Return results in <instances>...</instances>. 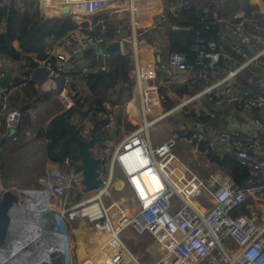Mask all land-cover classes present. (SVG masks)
<instances>
[{
    "label": "built area",
    "instance_id": "obj_1",
    "mask_svg": "<svg viewBox=\"0 0 264 264\" xmlns=\"http://www.w3.org/2000/svg\"><path fill=\"white\" fill-rule=\"evenodd\" d=\"M53 1L85 18L102 16L114 10L111 15L100 18L96 25L83 21L69 30L62 37L67 51H53L37 73L41 81L39 89L56 93L65 110L79 102L88 113L93 111L87 98L78 92L70 94L69 81L63 78L70 61L68 51L76 56L93 50L94 61L84 64L83 73L94 68L108 70L107 54L102 53V48L118 39L125 53L124 42L132 38L121 37L120 29L111 32L112 15L125 21L131 30H139L148 26L154 15L169 19L178 11L176 5H172L169 12L163 9L164 0ZM180 1L187 3L186 0ZM0 3L5 5L7 0H0ZM86 22L87 26L84 25ZM171 28L173 31L193 30L191 26L177 24ZM203 28L204 33L211 29L209 25ZM254 28L264 33L262 24L256 22ZM204 33L199 31L185 52L172 51L165 61L135 68L142 123L133 130L118 129L119 144L112 152L106 149L99 156L102 159V182L97 190L85 191L82 173L70 157L58 163L62 167L59 180L42 177L45 196L36 201L43 206L41 212L53 214L46 232L44 255L41 256L45 264H74L73 233L82 228L107 235V240L97 245L95 255L90 253L87 257L91 264L99 255V264H144L124 240V232L128 229L141 236H151L152 247L158 251L151 264H264V217L257 211L251 215L236 214L255 189L233 182L228 184V177L223 173L211 175L208 179L199 178L180 160L176 136L159 143L153 140L151 130L158 122L171 116H191L188 129L198 145L205 143L209 151L217 154L228 150L242 164L251 167L255 176H264V138L258 132L230 125L210 137V119L216 116L221 106H238L247 116L264 113V76L263 79H252L247 87H241L237 81L239 74L246 69L253 68L256 75H264V47L258 45L261 37L254 36V53L251 54L245 46L242 24L229 27L224 39L233 53H227L216 37ZM223 61L235 67L194 95L185 96L174 107L156 113L161 95L159 87L151 82L158 78L159 71L169 75L170 84L182 81L188 73H196L197 79L204 82L217 74ZM8 63L6 56L0 57V82L8 74ZM26 86V81L20 84L11 81L5 89L0 87V114L6 116V131L15 133L21 119L20 111L11 108L9 98L14 90ZM195 103L196 113L192 114L191 107ZM251 118L257 130L264 129L263 117ZM106 120L101 129H115L116 116L109 114ZM4 128L0 124V160L4 151ZM77 131L84 139L91 136L89 128L80 127ZM114 138L110 139L111 146L117 141ZM31 141L44 148L50 140L34 134ZM142 171L154 174L162 184L161 188L146 195L138 191L135 178ZM70 193L78 197L70 201ZM210 201L213 203L211 207ZM38 217L39 222L44 218L43 215Z\"/></svg>",
    "mask_w": 264,
    "mask_h": 264
},
{
    "label": "crops",
    "instance_id": "obj_2",
    "mask_svg": "<svg viewBox=\"0 0 264 264\" xmlns=\"http://www.w3.org/2000/svg\"><path fill=\"white\" fill-rule=\"evenodd\" d=\"M239 3L241 4V7L237 10L234 18H236L238 21L236 23H233L232 20H224L221 19L219 16V12L217 10H214L211 13L210 8L214 6L215 4L219 3L221 7H225L227 4L226 0H219V1H212V2H207V1H202V12H205L210 16L211 19L214 21H219L221 24H223L222 28L217 32V34L214 35L220 43H222L225 52L227 53H233L232 48L228 41L224 39V34L228 31V28L236 27L239 24H242V29L244 32V38L246 40L245 46L249 50V52L252 54L254 53V50L252 48V45L255 43L254 36L259 35L261 37L260 45L261 47H264V33L256 30L254 28V23L256 21H250L248 18V12L247 9L245 8L246 6L249 9H252L253 11L257 12L258 14L262 15L264 17V0H238ZM14 2L16 7L21 8L23 10H27L30 12H37L39 11L46 20L49 21H56L60 20L62 13L66 9L68 13V16H71L73 20V16L75 15L76 17L79 15H76L73 12H70L69 7H63L61 5L57 6V2L53 0H41L40 2L38 1H33V0H7V3H12ZM165 5H163V9H166L167 12H169V9L172 5H176L178 8V11L176 14L170 15L169 19H165L160 15H154L150 20V24L146 26L145 28L139 29V30H131L129 27H127L125 21H119L115 16L112 15L111 17V32H116L117 29L121 30V37H126V36H132L131 39L128 41L124 42V51L125 53H122L120 55L117 54H107L106 59H107V66L108 70L105 71H110L112 70L113 67V62L115 60V57H122L124 60L128 62V77L129 79L133 82V90H132V96L128 103L123 107L121 112L123 113V120L120 122L119 117H120V112H118V106L111 107L110 105L106 104V113L101 112L95 114L89 113L87 116H82L81 113H76L73 115L71 122L73 123L74 127L78 130L79 127H86L91 129L92 131L95 129L96 134L99 137H104V140L101 142H98L96 144V147L94 148V154L99 157L104 150H109L113 151L114 146L119 144V137L117 135V130L124 128L128 130H133L137 128L141 123H142V113L140 111V99H139V91H138V82L136 78V73H135V68L138 66H145V65H152V64H158L161 61H165L167 59V56L169 52L171 51V46L173 44L172 39H171V33L172 32H178V31H173L171 28V25L175 24L173 23L172 19L173 18H182L180 8L182 5L185 3L180 0H164ZM51 3V4H50ZM186 4V3H185ZM0 5H3L0 3ZM50 5V6H49ZM57 6V7H56ZM70 9V10H69ZM114 10L111 9L108 13H105L102 16H95L91 18H85L83 17L81 20H73L76 23V26L78 23H83V21L87 22H92L94 25L98 22L100 18H103L105 16L111 15V13ZM73 14V15H72ZM78 18V17H77ZM52 19V20H51ZM84 23L85 26L88 25V23ZM178 25V24H177ZM263 25V24H262ZM180 26V25H179ZM264 26V25H263ZM183 27V26H181ZM96 29H98L96 27ZM181 31H188V30H181ZM113 41H119L118 39H113L110 42ZM63 39L62 37L56 38V37H50L48 38L46 44L36 52H31L27 54L26 56L22 57L21 60L19 61H14L11 58L7 57L6 58L9 60L8 63V68L7 71L11 72V74L14 75V78L12 79V82H15L16 84H20L24 81L27 82V86L24 88H19L17 90H14V92H23L24 90L28 89L29 87H33L36 90H39L40 86V79L37 78V73L39 70H42L43 63L48 59L49 55L53 51H67L65 46H63ZM15 46L18 47L19 44L18 42H14ZM128 45L129 49H126V46ZM185 47V45H183ZM102 53H104V47L102 48ZM70 61L73 62V67L70 69H67L68 71L65 73V77L69 81L67 84V88L69 93H74L78 92L84 95L87 99L90 100L91 98V92L87 88L86 85V77L89 73L91 72H97L101 71L100 69H92L87 73H83L81 69L84 67V64L86 62H89L86 60L84 57L79 58V54H76V56L72 55L71 51H68ZM235 66L228 63L227 61H223L220 64L219 70L217 74H213L210 76V79L204 82H201L197 79L196 73H188L183 76L182 81H178L174 84H170L169 80V75L165 72L159 71L158 73V78L155 81H152L151 83L157 85L159 87V92L161 95V103L159 107L157 108L156 113H161L165 110H168L172 107H174L176 104H178L185 96L187 95H194L197 93L201 88L207 84H211L217 79H220L221 77L225 76L228 70L233 69ZM244 72H249L251 75L247 78L248 85H250V82L252 79H258L262 78L264 75L259 74L256 75V72L254 69H246L240 74H243ZM239 74V75H240ZM264 78V77H263ZM262 78V79H263ZM238 84L240 85L242 83L241 77L238 76L237 78ZM192 82L194 84H198V89L196 91H193L191 93L188 92H183L182 94L179 93L180 89H183L186 85L192 86ZM259 86V83L257 84ZM13 92V93H14ZM12 93V94H13ZM52 91H49V96L51 97ZM87 93V94H86ZM54 94V93H53ZM53 96V95H52ZM11 98V97H10ZM10 98H9V104H10ZM49 98V97H48ZM54 101L51 100V103ZM43 103V102H42ZM39 103L36 107H34L31 110V117H32V123L34 128L36 127V124L38 123V118L40 116V108L41 105L45 103ZM46 105V104H45ZM61 105V104H60ZM11 106V104H10ZM54 107V105H53ZM62 107V105H61ZM60 106L56 108L51 109V116L45 124H49L51 119L55 117L56 115L60 114L63 110L61 109ZM12 108V107H11ZM196 108L197 104L195 103L191 107V113L195 114L196 113ZM55 109V110H54ZM58 109V111H57ZM220 110L219 112L216 113V116L212 119H210V137L211 134L217 133L221 131L223 128L227 126H238L242 127L246 130H250L252 132H258L263 138H264V129L263 130H257L254 125L251 123V117L256 118V117H263L264 118V113L261 112H255L250 116L244 115L241 112L240 107L238 106H230V105H225L221 106L218 108ZM50 111V110H49ZM114 114L116 116V126L115 129L112 130H102L101 126L107 122L106 117L109 114ZM5 114H0V124L4 128V120H5ZM101 119H104L105 122L102 123L98 129H96L95 126V121H99ZM190 120L191 116H186V117H178V116H171L167 119H164L156 124V126L152 129H158V127L165 123V124H170L171 127L170 129L173 130V128H176L179 132L178 134V141L179 145L177 149L178 156L182 163L190 168L193 172L194 170L190 167L189 163L184 161L182 158V154L184 155V152H189L192 154H200L204 156L207 161L210 163V174H208L206 177L202 179H208L211 175H221L222 173L227 175L228 179L226 183H235V181L229 176L228 171L222 169V167L219 164H216L213 162L211 159L208 158L209 153H214L208 150L206 144H205V149H202V143L201 145H198L196 140L194 139L193 133L189 132V125H190ZM177 123L176 125L173 124ZM46 125V126H47ZM172 125H175L172 127ZM45 126V127H46ZM44 124L40 126L38 129L40 132L45 129ZM166 130V136L164 135H159L154 133L153 135V140L156 143L162 142L169 138L170 136H175L173 135L170 131L171 130ZM152 131V130H151ZM168 133V134H167ZM4 135L2 136V138ZM91 137V136H90ZM113 137L117 138V141L112 144V146L109 144L110 139H113ZM122 137V136H120ZM114 138V140H115ZM180 141H181V149H180ZM182 142L185 144V146L182 147ZM3 144L4 151L0 160V169L3 164V156L5 152V144ZM108 144V145H107ZM30 147L32 150L29 154L31 156L32 154H35V159L33 158V165H34V173L31 176H25L24 180L29 183L30 187H33L31 185H36L34 187H43L42 178L40 176V172L43 169V172L45 170V177H47L50 180H59V173L62 172V167L58 163H52L46 159V153H45V147L42 149L39 143L33 142V141H27L24 143V145H20L19 148H14V150H20L21 147ZM34 150V151H33ZM181 150V151H180ZM13 151V150H11ZM181 154V155H180ZM216 154V153H215ZM221 158H224L226 156H232L231 153L226 150L222 151L221 153L218 154ZM233 157V156H232ZM236 159V158H235ZM48 165L51 166L52 169H48ZM195 175H197L194 172ZM198 176V175H197ZM11 177V182L13 183L12 189H17V186L19 184L20 179H16L15 176H10ZM199 177V176H198ZM200 178V177H199ZM23 180V181H24ZM34 183V184H33ZM241 187H249L252 189H255L252 194L249 195V199L246 202V205L240 208L237 212H241L239 214H246V215H251L253 211H257L260 215L264 217V190L261 189L264 187V176H253L250 178L245 185ZM38 189V188H37ZM4 191V190H3ZM2 191V192H3ZM27 193V196L30 197L27 200L26 203H33L36 202L35 199H39V193H43L44 191L40 190H32V189H26L25 190ZM31 191L35 193H31ZM74 193H70L68 199L70 201H74L75 198H77ZM213 205V203L210 201V207ZM29 211V210H28ZM27 211V213H28ZM29 214L21 215L20 218L18 217L17 221H19L20 225L23 227L27 226V223L24 222L23 218L29 217ZM31 217V216H30ZM33 223L37 225L40 229L37 230L35 236L40 237L41 235L45 236V239L47 240L46 237V232L48 228L51 226L52 220L49 217L42 218L41 222H36L35 219L33 220ZM21 227V229H24ZM27 229V228H26ZM88 228L85 229H78L77 231H74L73 233V241H74V247H75V257H74V264H91L89 262H85L87 257L90 255L89 251L84 252L83 254H78L77 253V246L76 243V236L84 234L85 231ZM79 232V234H78ZM41 233V235H40ZM78 234V235H77ZM96 234V232L94 233ZM97 235V234H96ZM103 236L101 239L96 242L99 244H102L104 241L107 240V235L102 234ZM75 238V239H74ZM87 241L91 239L86 237ZM83 239V238H82ZM46 240L43 241V246H45ZM84 242L86 240L83 239ZM101 241V242H100ZM97 247V246H96ZM90 250V249H89ZM96 260V261H95ZM93 261V260H92ZM95 261V262H94ZM94 261L92 264H99L100 263V255L94 257Z\"/></svg>",
    "mask_w": 264,
    "mask_h": 264
},
{
    "label": "trees",
    "instance_id": "obj_3",
    "mask_svg": "<svg viewBox=\"0 0 264 264\" xmlns=\"http://www.w3.org/2000/svg\"><path fill=\"white\" fill-rule=\"evenodd\" d=\"M179 9L182 18H173L172 21L183 27H193L191 31H178L171 33L172 46L171 51L185 52L187 48L194 42L197 33L200 31L204 33V26L209 25L211 29L207 31L205 36H214L222 28L223 24L219 21H214L208 14L202 12L203 0H186ZM207 2L219 0H204ZM225 7H221L219 3L210 8L211 13L214 10L219 12V16L224 20H232L236 23L238 20L234 18L237 10L241 7L238 0H226ZM243 7V6H242ZM241 7V8H242ZM248 12L250 21L264 25V17L257 12L245 7ZM52 20V19H51ZM76 27L73 20H56L49 21L39 12H30L16 7L15 3H6L0 5V57L7 56L14 61H19L22 57L31 52L39 51L47 42L48 38L63 37L69 30ZM202 34V35H204ZM18 42L16 47L14 42ZM185 45V47L183 46ZM84 58L90 62L94 61L93 54L85 55ZM128 62L122 57H115L112 70L91 72L86 77V85L91 92L90 100L87 101L91 105V110L97 113H106V104L111 107L118 106L120 112L119 120H123V113L121 110L128 103L132 96L133 82L128 77ZM251 75L249 72L240 74L242 79L241 87H247V78ZM198 84L192 82V86L186 85L179 93H191L196 91ZM49 94L41 93L33 87H29L23 92H14L10 98L11 107L20 111L21 119L19 125L15 129V133L6 131L4 128V137L2 143L5 144L7 150H14V148L24 145L25 137L28 129L32 125L31 110L39 103L47 100ZM220 110H218L219 112ZM76 113H81L82 116H87L88 111H84L76 103L75 107L64 110L60 114L51 119L49 124L40 133L43 137L49 138V143L45 147L46 159L52 163H61L65 157H70L76 164L79 163L78 150L71 143L62 146V142L69 136V129L66 118L70 120ZM101 119L95 121L96 129L104 123ZM205 149V143L202 145ZM208 158L216 164H219L222 169L228 171L229 176L239 186L245 183L254 176L251 167L242 164L239 160L232 156L221 158L217 153H209ZM3 169V167L1 168ZM242 213L236 212V214Z\"/></svg>",
    "mask_w": 264,
    "mask_h": 264
},
{
    "label": "water",
    "instance_id": "obj_4",
    "mask_svg": "<svg viewBox=\"0 0 264 264\" xmlns=\"http://www.w3.org/2000/svg\"><path fill=\"white\" fill-rule=\"evenodd\" d=\"M70 10V9H69ZM71 11V10H70ZM65 9L62 13L60 20H71L72 17L68 16ZM104 53L117 54L123 53L121 41L108 42L104 46ZM93 54V50H88L85 53L79 54L80 57ZM67 69L73 67V62L69 61L66 64ZM14 75L9 71L6 77L0 82V87L5 89L8 87ZM64 81L66 77L64 76ZM69 136L62 142V146L71 143L78 150L79 163L77 164V170L82 173V183L86 192H92L97 190L102 182V172L100 170V164L102 159L94 154V147L98 142L104 140V137H99L94 129L89 139L82 138L77 129L74 127L71 120L66 118ZM45 178V175L43 176ZM35 205V204H34ZM36 207V205H35ZM38 208V207H36ZM28 204L25 201H21L16 189H7L0 194V264H45L43 241L46 240L45 236L40 233V237L29 236L31 234L29 228L21 229L18 217L21 215H27ZM28 227L33 226V217L23 218ZM39 222L38 220H36ZM20 234L19 246H14V241L9 239L11 234ZM28 236V237H24ZM21 237H23L22 240ZM32 237V238H31ZM47 241V240H46Z\"/></svg>",
    "mask_w": 264,
    "mask_h": 264
},
{
    "label": "rangeland",
    "instance_id": "obj_5",
    "mask_svg": "<svg viewBox=\"0 0 264 264\" xmlns=\"http://www.w3.org/2000/svg\"><path fill=\"white\" fill-rule=\"evenodd\" d=\"M58 5L59 4H57V6ZM77 17L74 15L73 20L74 19L75 20H81L83 18L82 16H77ZM125 46H126V49H129L128 45H125ZM39 90L41 93L49 94V90H44V89H39ZM53 93H52L53 96L51 95V97L49 96V98L47 100L43 101V103H45L46 105L42 103L43 105H41V108L39 110L40 116L38 118V123L36 124L35 128H34L33 123H32L31 127L28 129V131L26 133V137H25V143L27 141H31V138L34 134L41 135V133L38 129L43 124H44V127L47 125L45 123L47 122L46 121L47 118L49 120V118L51 116V109L52 108H56L58 106L61 107V105H62L61 109L63 108V110H65L59 96H57L56 93H54V94ZM51 100H53L54 102L51 103ZM53 105H54V107H53ZM57 111H58V109H57ZM173 124L176 125L177 123L173 122ZM175 125H172V127ZM170 127H171L170 124L163 123L158 127V129H152V134L154 135V133H156L159 135L166 136V130L168 131L170 129ZM170 132L173 135H175L176 137L179 134V132L176 128H173V130H171ZM40 146H41V144H40ZM183 146H185V144L182 142V147ZM41 148H42V146H41ZM180 149H181V141H180ZM31 150L32 149L30 147H27V146L21 147L20 150H13V151H11L10 149L7 150L5 148V152H4V156H3V164H2L3 169H0V194L3 190L14 188V187H12L13 183L11 182V177H10L11 175L15 176L17 180L20 179L19 184H18L17 189H16V192H17L21 201L26 202L27 200H29L28 198H30L25 194L26 189L43 191L42 187H34V186H36L34 183H33L34 185H31L33 187H30L29 183H27L24 180L25 176H27V175L31 176L34 173L33 158L35 159L36 155L32 154L31 156H29L28 153H30ZM178 150H179V148H178ZM93 151H94V149H93ZM184 153H185L184 155L180 154L183 157L182 159L189 163L190 167L194 170V172L200 178H204L208 174H210V163L207 161V159L204 156H202L200 154H192L189 152H184ZM48 169H52L50 165H48ZM45 170H44V172H43V169L41 170L42 171V172H40L41 178L45 175ZM28 208H30V211H28V214L31 217H33L35 220H38V218H39L38 216L41 217V215H43L44 218H46V217H49L51 219L53 218V214L51 212H47V213L46 212L43 213L41 211L37 212V211H39L38 209H34V211H31V209L33 208L32 203H29ZM87 230L88 231H85L84 234H82V235H80L78 232V234H79V235L77 234L78 237L77 236L75 237L76 241L78 242V243H76V246L78 247L77 248L78 254H83L84 252H88V251H89V253L94 254V251H95L96 246L98 244L96 242H98L101 239V237L103 236L102 234H99L97 232H96L97 235L94 234L95 231L92 230L91 228H88ZM87 236H88V238L91 237V239L89 241H87V238H86ZM123 236H124V240H125L126 244L130 247V249L137 255V257L144 264H151L154 261L156 255L158 254V251L155 248L153 249V247H152L151 236H149V235H144V236L138 235L132 229H128L126 232H124ZM82 238L84 240H86V242H84ZM85 262H88V260L86 259Z\"/></svg>",
    "mask_w": 264,
    "mask_h": 264
},
{
    "label": "bare ground",
    "instance_id": "obj_6",
    "mask_svg": "<svg viewBox=\"0 0 264 264\" xmlns=\"http://www.w3.org/2000/svg\"><path fill=\"white\" fill-rule=\"evenodd\" d=\"M135 182H136L135 183L136 189H138V191H140L143 195H146L147 193H153V191L160 189L162 186L159 179L156 176H154V174L152 175L150 171H142L139 174V176L137 178H135ZM31 193L33 194L35 192L31 191ZM25 194L27 195L26 191H25ZM38 196H39V199H42L43 196H45V194L39 193ZM34 200L36 201L35 198H34ZM34 204L38 208H36ZM28 205H29V201H28ZM32 207L33 208L31 209V211H34V209H38L39 211H37V212H40L43 208L42 204H40V201L33 202ZM28 209L30 211V208H28ZM23 228H24V230L26 228H29V230H30L29 232L31 233V234H29V236L33 235L32 237H34L35 234L37 233L36 231L40 229L34 223H33V226L31 225V227L24 226ZM19 234H20V232L17 234H11L10 233V235L8 236L9 239L14 241V243H13L14 246H19V244H20L19 237L17 238V236ZM24 237H28V236H24ZM22 239H23V237H21L20 240H22Z\"/></svg>",
    "mask_w": 264,
    "mask_h": 264
}]
</instances>
